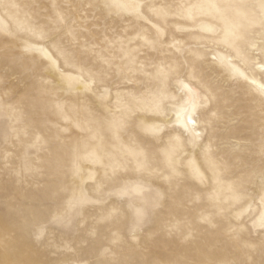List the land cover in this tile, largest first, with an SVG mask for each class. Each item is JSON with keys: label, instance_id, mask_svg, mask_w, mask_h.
I'll return each mask as SVG.
<instances>
[{"label": "rangeland", "instance_id": "rangeland-1", "mask_svg": "<svg viewBox=\"0 0 264 264\" xmlns=\"http://www.w3.org/2000/svg\"><path fill=\"white\" fill-rule=\"evenodd\" d=\"M259 65L264 0H0V264H264Z\"/></svg>", "mask_w": 264, "mask_h": 264}, {"label": "bare ground", "instance_id": "bare-ground-1", "mask_svg": "<svg viewBox=\"0 0 264 264\" xmlns=\"http://www.w3.org/2000/svg\"><path fill=\"white\" fill-rule=\"evenodd\" d=\"M126 4H127L129 7L131 6V4H130L129 2H126ZM259 68H260V69H263V68H264V65H259ZM252 83H253V85H254L257 89L264 91V84H262L261 82L256 81V80H253Z\"/></svg>", "mask_w": 264, "mask_h": 264}]
</instances>
